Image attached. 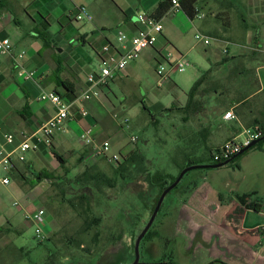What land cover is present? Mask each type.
Masks as SVG:
<instances>
[{
	"label": "crops",
	"instance_id": "1",
	"mask_svg": "<svg viewBox=\"0 0 264 264\" xmlns=\"http://www.w3.org/2000/svg\"><path fill=\"white\" fill-rule=\"evenodd\" d=\"M166 1L169 0H8L6 7L0 6V40L7 38L12 45L10 54H0V150L10 154L19 142L52 118L55 109L51 103L39 100L42 93L59 94L64 101L71 102L74 95L67 92L66 95L62 94L59 91V81L69 82L75 94L85 91L89 87L88 75L100 70L98 53L105 44L117 46L121 50L130 49L129 41L122 44L117 41L118 44H115L116 31L132 35L138 26L137 17L140 14L148 16L160 3ZM176 1L179 3V0ZM203 3V0H199L197 4L203 28L207 35L225 44L224 49L229 54L226 56L230 60L220 65L223 56H218L210 67L204 68L198 78L204 72L211 71L210 80L216 84L213 95L224 96L222 101L215 102L213 97L212 103L221 106L220 103L226 102L228 110L234 113L236 119H223L228 110L213 115L212 105L206 108L205 120L200 124L209 128L204 142L193 136L191 146L186 147L188 137L175 138L176 148H183L194 156L203 152L202 146H220L231 139H242L245 129L264 128V0L215 2L216 5L209 10L210 19L222 16V28L206 19L202 12ZM80 7H87L85 10L90 19L85 24L89 25L88 30L84 23L74 20ZM167 14H172L174 20L182 23L181 16L184 14L180 9L176 10L171 6ZM165 16L160 20L163 24L162 36L136 61H146L147 64L155 61L160 64L167 53L184 56L176 50L178 38L173 34L172 24L164 26ZM77 42L82 47L75 48L76 55L73 56L72 47ZM86 45L92 49L91 53L84 51ZM228 45L237 47V53L231 54ZM58 47H62L59 52L63 55L66 53L65 58L57 54ZM256 47L259 48L258 51H254ZM21 52L24 55L19 58ZM94 55L96 59H93ZM87 68L89 72H86ZM30 69L43 71L38 81L27 79L22 74ZM218 70L223 73L216 74ZM136 76L135 70L127 66L120 77L109 80L100 89L98 99L84 104L88 112L86 117L81 116L77 105H73L72 116L64 131L57 134L69 133L68 141L72 135L80 139L84 129L93 127L94 139L99 142L98 138L110 130L109 123L101 113L104 108L102 97L113 93L110 87L112 83L135 79ZM232 86H238L237 90ZM237 95L239 98L235 101ZM186 100L180 102L177 99L178 106L175 102L170 106L183 107ZM114 118L112 115L116 125L120 126ZM5 133L14 134L12 144L5 143ZM215 137L217 139L213 140ZM54 140L53 137L52 144ZM48 146L49 143L43 141L37 151L26 155L24 163L17 162L15 156L11 160L22 169L28 167L33 171L43 170L39 167L47 157ZM84 152L87 151L82 153ZM120 155L124 153L119 151L118 156ZM87 156L89 155L86 154L85 159ZM236 158L221 168L200 170L187 179L190 182L196 181L195 187L185 195L176 193L170 198L169 211L175 210L177 219L184 226H190L191 233H194L196 243L193 250L190 248L192 251L187 264H208L215 260L225 264H264V140ZM206 164L215 163L210 160ZM0 168L3 170L1 164ZM3 172L5 176H2V180L9 179L8 184L2 183L4 187L11 192L23 193L26 201L22 206L33 209L34 205H29V198L34 201L37 188L29 190L20 187L4 170ZM242 197H246L244 205L238 200ZM249 204H253L256 210L245 206ZM20 217L26 224H32ZM12 218L3 210L0 196V253L6 244L20 250L15 245V237L21 231L20 228L13 227ZM183 231L185 230L182 229V233ZM179 234L173 233V237L170 235L169 238H176L182 243L178 238ZM184 250L189 249H183L186 253ZM161 258L162 254L154 263Z\"/></svg>",
	"mask_w": 264,
	"mask_h": 264
},
{
	"label": "rangeland",
	"instance_id": "2",
	"mask_svg": "<svg viewBox=\"0 0 264 264\" xmlns=\"http://www.w3.org/2000/svg\"><path fill=\"white\" fill-rule=\"evenodd\" d=\"M203 1L205 3L202 4V12L208 20L211 17L209 10L216 3H223L226 0ZM63 3L66 4V2ZM67 8L69 9L70 6ZM181 15L179 14V16ZM221 17L219 16V19L212 18L210 21L222 28L223 19ZM181 19L182 23L174 20L172 14H167L163 23L164 26L172 24L173 34L178 38L176 50L184 55L190 65L185 68L184 72L172 73L169 80L158 86V78L155 74L158 63L151 61L147 64L144 60V62L141 60L135 63L131 62L127 66L135 70L136 78L112 83L110 87L113 93L102 97L104 108L101 113L105 121L109 123L110 130L98 138L99 142L94 140L92 147L107 141L110 144L109 157L90 158L92 149L83 146L76 135H72L69 141V133L54 135V143L51 147L48 146L47 157L39 169L43 168L55 176L65 177L66 185L61 190L44 181L35 187L37 189L34 201L32 202L29 198V205H34V207L45 211L43 217L45 224L40 226L45 239L39 240L35 233L36 225H28L20 217H23V214L14 204L23 205L26 201L25 196L19 191L11 192L4 187L2 176L5 174L0 168V196L3 201V210L7 216L13 217L11 219L13 227H18L21 231L20 235L15 237V245L20 250L6 244L3 252L0 253V264H131L133 262L135 240L153 212L144 209L138 194L147 191L148 186L137 175L135 180L128 182L118 178L113 188L98 185L96 178H112L114 163L110 157L118 156L119 151L125 155L135 148H138L147 159L154 161L160 171L176 176L179 167H183L184 162L179 148L175 147V138L184 136L188 137V141L193 140V136L196 137L204 127L203 123L200 124L202 121L204 122L206 112L201 114V118H191L188 122L183 123L180 114L176 112L162 113L161 109L169 107L174 102L178 106L177 99L180 102L185 101V93L188 92L204 68L210 67L218 56L227 57L226 55H229L228 53L222 54L225 44L219 43L214 37L206 34L202 19L197 17L191 22L184 15L181 16ZM86 22L88 21L80 23L85 24ZM74 26L76 25L74 24ZM85 26L86 28L84 26L83 28L88 30L89 25L85 24ZM196 34L207 36L210 45L204 46L198 43L194 38ZM114 38L117 39V31ZM115 44H118L117 40ZM81 47L82 45L78 42L73 45V56L76 55L75 48L80 49ZM227 47L231 54L237 53V47L232 45ZM58 48L57 54L62 56L63 53L59 52L62 47ZM171 48L168 49L172 50ZM84 51L91 53L92 49L86 45ZM65 56L66 53L62 58ZM93 59H96L95 55ZM160 61V64L168 68L166 62ZM34 70L30 69L27 72H33L34 78L31 80L38 81L40 79L38 77L43 71ZM86 72H89L88 68ZM217 73L222 74L223 71L218 70ZM215 85L210 81L207 83V89H215ZM232 87L237 90L238 86ZM59 91L62 94L66 93L62 87ZM78 95L80 94L76 93L73 97ZM223 97L220 101L224 99ZM215 100L214 98V102ZM220 104L222 105L212 103L211 113L213 115L228 110L226 102ZM144 108L149 112H146ZM149 113L155 117V122L152 123ZM112 115L117 123L125 129L116 125ZM126 120L129 122L128 127L125 124ZM133 138L134 141H132ZM216 139L215 137L213 140ZM51 149L64 158V169L52 156ZM83 151H87L89 156L79 163V155ZM120 160L119 156L118 161ZM174 162L177 163V166ZM85 171L88 183L78 184L74 178L81 177ZM199 171L188 172L187 178ZM85 186L90 188L89 192L84 191L85 194H90V217L100 219L99 225L92 226L87 232H83L84 218L79 216L68 204V200L73 201L74 204L80 202L79 196L83 194L81 189ZM174 195L176 194L172 193L164 199V204H162L154 223L155 232L164 233L166 236L164 235L163 239H152L151 244L150 241L145 240L140 243V262L143 264H153L162 253L166 252L170 255L173 250H175L172 256L174 264H187L190 260V253L196 243L194 233H191L190 226H184L177 219L174 214L175 210L169 211V201ZM182 229L185 230L183 233ZM96 233H98V237H95ZM173 233H180L178 238L182 243L176 238H169V245L165 243L168 240L165 238L170 235L173 237ZM185 248L189 249L184 250L186 253L183 252Z\"/></svg>",
	"mask_w": 264,
	"mask_h": 264
},
{
	"label": "built area",
	"instance_id": "3",
	"mask_svg": "<svg viewBox=\"0 0 264 264\" xmlns=\"http://www.w3.org/2000/svg\"><path fill=\"white\" fill-rule=\"evenodd\" d=\"M172 6L179 10V3L176 0H171ZM90 19L89 13L85 8L80 7L77 9L74 20L76 22L88 21ZM137 24L134 33L132 35H127L121 31L117 32V41L122 44L126 41L130 43L129 50H121L117 46L111 44H105L98 53L99 59L101 60V67L98 73H92L87 77V83L89 87L80 93V95L73 98L71 102L64 101L60 95L55 93H42L39 100L47 101L51 103L55 109V113L52 118L42 125L35 133L25 137L23 141L19 142L10 154L5 153L0 150V164L6 174L9 173L11 169L12 156H15V160L19 163H24L26 161V155L31 151H37L39 146L43 141L47 144L51 142L54 135L64 131L67 121L71 118V107L73 105L78 106V111L81 116L86 117L88 115L87 110L84 108V104L90 102L91 100L98 99L100 97L99 91L108 84L109 80L115 79L122 75L123 70L131 62L139 59L141 54L152 48L157 40L162 36L163 25L160 20H155L150 18L145 14H140L137 17ZM195 40L204 45L209 46V39L201 34H196L194 36ZM12 45L9 39L0 40V54H10ZM259 48H254V51H258ZM222 54H227V50L224 49ZM24 52H21L18 57L22 58ZM163 61L167 63L168 68L164 67L162 64L158 65L155 74L158 78V86H161L163 82L170 79L172 73H182L186 67H189L188 61L184 56H174L171 53H167L163 57ZM22 74L27 79H32L34 77L33 72H22ZM223 119L230 121L235 120L236 116L231 110H228L223 115ZM125 124L129 125L126 120ZM4 141L7 144H12L15 140V136L12 133L4 134ZM260 138V133L257 130L245 129L243 131L242 139H231L226 141L221 145L220 152L215 153L213 157L214 163H219L232 158L234 155L238 154L244 147L248 146L251 142ZM94 129L93 127H88L84 129L80 135V141L85 147H90L92 149L90 157L102 158L108 156V151L110 144L107 141L92 147L94 142ZM134 141V138L132 139ZM109 157V156H108ZM117 155L110 157L111 161H118ZM4 185L9 183V179L5 178L2 180ZM15 207L19 208V211L23 214L25 220L30 221L32 224L36 225V237L39 240L45 239L40 230V226L44 225V215L45 211L43 209H38L34 207L33 209H26L24 206L19 204H14ZM264 230V227H262Z\"/></svg>",
	"mask_w": 264,
	"mask_h": 264
},
{
	"label": "trees",
	"instance_id": "4",
	"mask_svg": "<svg viewBox=\"0 0 264 264\" xmlns=\"http://www.w3.org/2000/svg\"><path fill=\"white\" fill-rule=\"evenodd\" d=\"M8 0H0V6H7ZM199 0H179V7L182 13L186 16L187 19L190 21H193L195 18L199 16V11L197 10V4ZM172 6L171 1H166L160 3L155 10L149 14L148 16L150 18H153L155 20H161L170 10ZM45 40V37H42ZM230 58L223 57L220 61V65L226 64ZM210 75L211 71L208 70L204 72L191 86L189 91L186 94V103L183 107H175L171 106L170 108L163 110L162 113H178L182 116L181 121L183 123L188 122L191 118H199L201 114L204 113L206 108H208L210 105H212L213 97H215L216 100L220 101L222 95L217 94V96H214L215 89H207V83L210 82ZM59 84L61 87L66 90L68 94H75V91L73 88L70 87V83L67 81L60 80ZM59 95V94H58ZM219 98V99H218ZM238 95L235 97V101L238 100ZM146 112H149L148 109L144 108ZM149 117L152 119V123L156 121L155 117L149 113ZM209 128L202 127V129L197 134L198 141L203 142L206 139V135L208 134ZM257 131L260 133V137L264 136V128L257 129ZM261 142L253 146L252 148L257 147ZM192 140L186 142V147L191 146ZM181 145V144H180ZM52 146V143H49V147ZM183 147V144H182ZM203 147V152L198 154L197 156H194L191 153H187V150H183V148H179L182 160L184 162L183 167H179L178 174L188 166L192 165H204L208 161L213 160L214 154L220 152V146H209ZM250 148V149H252ZM182 149V150H181ZM249 149V150H250ZM247 150V151H249ZM246 151V152H247ZM51 154L58 162L60 167L64 169L65 160L64 158L56 153L53 149H51ZM245 152V153H246ZM87 152H84L81 154V157L79 158V163L83 162L85 160ZM121 160L120 161H114L113 165V177H98L96 178L98 185H106L109 188H113L117 182V179H121L123 181H129V180H135V176L137 175L142 179V181L146 182L148 189L147 191L139 192V198L142 201L144 205V209L148 211H153L160 194L162 191L171 185L175 179L177 178L178 174L176 176H172L170 174L163 173L157 168V165L154 161L147 159L142 152L135 148L131 151H129L125 155H120ZM238 158V157H237ZM236 158V159H237ZM207 161V162H206ZM221 163V162H219ZM175 166H177V163L174 162ZM217 164V163H215ZM188 174H185L181 182L167 195L170 194H176L179 193L181 195L187 194L192 187H195L197 182L196 181H188L187 177ZM8 176L11 180L18 183L20 187H27L29 190L34 189L36 186L40 185L42 182H48L51 185H54L62 190V188L66 185V178L65 177H59L55 176L53 173L43 169L40 171H33L31 169L24 168L22 169L19 167L16 163H11V169L8 173ZM86 171L82 173L81 177H75L74 180L78 184L88 183V177ZM134 177V178H133ZM83 179V180H81ZM94 179V178H93ZM188 181V182H187ZM82 192L79 196V203L74 204L73 201L68 200V204L71 208H73L79 216L84 218V227L83 232L89 231L92 226H97L100 223V219L90 217V194H85V190L89 192L90 188L85 186L82 187ZM152 192V194H151ZM166 196V198H167ZM172 196V195H171ZM240 203L243 205L245 204L246 197H242L238 199ZM164 204V202H163ZM162 206V205H161ZM249 209L256 210V207L253 204L245 205ZM157 218V217H156ZM156 221V219H155ZM154 221V223H155ZM154 223L152 224L151 228L148 230V232L145 234L144 238L142 240L145 241H151L155 238H164V233H158L155 232ZM98 237V233L95 234V237ZM166 236V235H165ZM168 239L165 241L167 245H169L170 240L169 236H167ZM175 250H173L170 255L166 252L162 253V258L157 263H168V264H174L173 263V255ZM208 264H225L221 261L215 260Z\"/></svg>",
	"mask_w": 264,
	"mask_h": 264
},
{
	"label": "water",
	"instance_id": "5",
	"mask_svg": "<svg viewBox=\"0 0 264 264\" xmlns=\"http://www.w3.org/2000/svg\"><path fill=\"white\" fill-rule=\"evenodd\" d=\"M262 140H264V136L260 137L259 139L251 142L248 146L244 147L238 154L234 155L232 158L225 160L221 163H217V164H205V165H192V166H188L185 167L177 176V178L175 179V181L169 185L168 187H166L162 193L159 196V199L154 207V210L151 214V217L149 219V221L147 222V224L145 225V227L143 228V230L140 232V234L137 236L135 243H134V259L133 262L131 264H143L140 262V243L142 241V239L144 238L145 234L148 232V230L151 228L152 224L155 221V218L161 208V205L164 202V199L166 198V196L181 182V180L183 179V177L185 176V174H187L188 172L192 171V170H206V169H218L221 168L223 166L228 165L233 159H235L236 157L242 155L244 152H246L247 150H249L250 148H252L253 146H255L256 144H258L259 142H261ZM153 264H168V263H153Z\"/></svg>",
	"mask_w": 264,
	"mask_h": 264
}]
</instances>
